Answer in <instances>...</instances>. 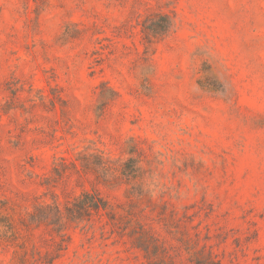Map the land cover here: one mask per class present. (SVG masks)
Listing matches in <instances>:
<instances>
[{"label":"rangeland","instance_id":"374dc122","mask_svg":"<svg viewBox=\"0 0 264 264\" xmlns=\"http://www.w3.org/2000/svg\"><path fill=\"white\" fill-rule=\"evenodd\" d=\"M0 264H264V0H0Z\"/></svg>","mask_w":264,"mask_h":264},{"label":"trees","instance_id":"16d2710c","mask_svg":"<svg viewBox=\"0 0 264 264\" xmlns=\"http://www.w3.org/2000/svg\"><path fill=\"white\" fill-rule=\"evenodd\" d=\"M163 23H165L164 25L160 26L157 25L156 23H152L151 25H149V28L146 29L148 30V34L149 36L147 37V39L150 41L151 38H157V36H163L165 34H167L172 27V23L170 22L169 17L167 16H163L161 17ZM94 196L90 193H84L81 198L74 204V210H69L71 213L73 211H76L78 213V215L80 217H77L78 219H80L81 217H83L84 213H88L91 211H101L103 209L106 208V203L103 202L101 199H98V203H94L93 201Z\"/></svg>","mask_w":264,"mask_h":264}]
</instances>
